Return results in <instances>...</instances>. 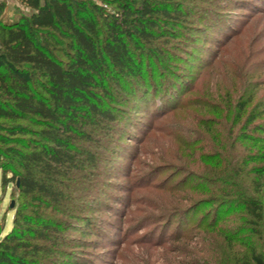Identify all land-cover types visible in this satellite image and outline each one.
<instances>
[{
  "label": "trees",
  "instance_id": "16d2710c",
  "mask_svg": "<svg viewBox=\"0 0 264 264\" xmlns=\"http://www.w3.org/2000/svg\"><path fill=\"white\" fill-rule=\"evenodd\" d=\"M21 2L28 11L6 19L0 0V182L11 186L15 199L11 225L0 224V264H79L76 260H87L77 254L81 249L64 247L76 242L68 232L79 230L81 220L83 236L92 226L84 213L90 187L81 179L99 172L100 150L114 123L124 118L129 124L127 103L141 104L134 84L151 88L159 79L148 74L156 61L166 69L172 62L166 45L181 39L179 30H190L188 6L194 1ZM245 58L240 54L226 72L231 98L224 102L212 93L201 105L215 117L197 122L215 134H208L202 148L185 144L192 154L209 144L200 161L212 167L203 175L192 173L202 180L193 188L197 194L189 195V202L179 197L157 207L163 222L171 224L199 205L215 204L208 227L201 228L210 214L199 217L187 234L180 225L170 235L171 242L183 241L199 252L221 248L212 264H264V249L249 241L264 244V110L257 111L261 101L248 107L253 96L240 101L249 83L236 69H247ZM219 125L225 127L222 138ZM227 205L240 211L239 227L221 223ZM206 228L215 235L205 242ZM199 257L196 264H208Z\"/></svg>",
  "mask_w": 264,
  "mask_h": 264
},
{
  "label": "rangeland",
  "instance_id": "374dc122",
  "mask_svg": "<svg viewBox=\"0 0 264 264\" xmlns=\"http://www.w3.org/2000/svg\"><path fill=\"white\" fill-rule=\"evenodd\" d=\"M4 1L6 19L28 11L21 0ZM193 1L188 6L190 30H179L181 39L166 45L170 53L165 56L173 58L172 62L166 69L156 61L148 74L156 73L159 79L150 84L151 88L134 84L141 104L132 109V101L127 103L129 124L124 118L114 123L115 130L105 138L100 150L99 172L88 180L81 179L90 187L84 213L92 226L83 236L80 231L86 221L81 220L79 230L67 231L76 242L64 247L81 249L77 254L85 255L87 260H76L79 264H196L198 256L212 264L213 255L221 249L203 247L199 252L197 247L184 246L183 241H170V235L180 225L188 233L199 217L210 214L201 228L208 227L215 204L199 205L175 217L171 224L163 222L159 216L163 211L157 207L179 197L189 202V195L199 190L193 188L202 183L197 175L212 167L200 161V154L208 150V143L201 149L208 134L215 133L197 121L215 117L201 106L212 93L221 95L224 102L231 98L226 72L240 54L246 56L248 67L240 65L236 71L246 74L249 83L240 101L253 96L248 107L261 101L257 111L264 110V0ZM232 98L239 99L237 95ZM219 127L218 138H222L225 127ZM190 141L201 150L192 154L185 146ZM13 203L11 186L3 187L0 182V224L6 227L15 213ZM235 209L228 205L221 208V223L230 229L242 224L240 211ZM213 234L211 228H206L204 241L211 240ZM161 240L170 245L169 250L156 246ZM198 240L193 238L191 242L197 245ZM249 241L264 249L262 240ZM210 249L214 251L208 256L206 250Z\"/></svg>",
  "mask_w": 264,
  "mask_h": 264
}]
</instances>
